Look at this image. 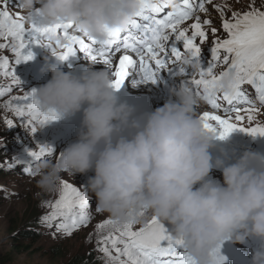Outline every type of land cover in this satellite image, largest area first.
I'll return each instance as SVG.
<instances>
[{
	"label": "clouds",
	"instance_id": "clouds-1",
	"mask_svg": "<svg viewBox=\"0 0 264 264\" xmlns=\"http://www.w3.org/2000/svg\"><path fill=\"white\" fill-rule=\"evenodd\" d=\"M19 5L26 22L33 17L42 25L70 22L77 34L97 40L107 29L125 30L140 8L139 0H19ZM61 62H46L42 70L50 79L35 88V100L60 118L80 113V126L54 159L35 162L38 188L55 191L62 174L91 170L84 189L117 225L155 216L184 241L196 264H209L210 250L224 240L243 244L255 238L260 246L250 264H264V155L246 150L232 163L213 161L209 149L216 137L203 129L198 107L215 90L198 93L179 82L169 86L170 99L162 106L137 112L118 101L110 69L87 67L74 75ZM182 63L199 71L187 57ZM230 83L226 74L218 87L228 91ZM214 168L222 183L208 179Z\"/></svg>",
	"mask_w": 264,
	"mask_h": 264
},
{
	"label": "snow or ice",
	"instance_id": "snow-or-ice-1",
	"mask_svg": "<svg viewBox=\"0 0 264 264\" xmlns=\"http://www.w3.org/2000/svg\"><path fill=\"white\" fill-rule=\"evenodd\" d=\"M206 2L211 3V0H139L140 8L125 30L107 29L105 38L97 40L82 38L70 22L42 25L36 17L26 22L24 15L10 13L8 0H5V5L0 7V50H10L14 61L0 56V74L10 81L8 86H0V97L6 94L10 97L4 101V110L11 111L22 126L30 127L31 133L36 132L38 126L60 119L55 111L40 108L35 100V89L11 96L14 86L21 87L15 65L33 58L31 45H43L59 61L82 52L92 62L102 63L111 69L113 90L120 89L131 66H135L140 83L155 84L162 70L170 71L173 76L181 77L180 83L195 86L198 93L215 90L206 100L210 110L199 115L205 131L218 139L237 130L252 137H264V124L257 122L253 126L264 108V11L250 5V10L234 11L230 18H225L226 5H214L220 13L226 36H216L217 29L211 28L216 38L209 48L210 59L205 60L202 45L207 40L205 26H209L211 20L201 21L197 13L207 11ZM15 7H20L19 2ZM188 20L194 21L190 29L181 27ZM117 54L118 61H114ZM186 57L199 64L198 72L182 63ZM202 62L207 66L202 67ZM218 63L226 67L216 75L214 69ZM226 74L231 76L228 91L218 87ZM245 85L254 89L255 100L247 94ZM5 123L9 128L15 127L11 119L6 118ZM38 146V151L29 153L32 159L23 169L26 174L36 175L31 165L52 155L50 148ZM13 162L18 163L15 158ZM47 206L50 211L40 218L41 221L46 224L64 221L57 225V231L64 235L86 226L90 218L87 193L63 180L58 198ZM136 215H143V211ZM138 223L129 219L117 225L106 219L96 225L97 230L111 228L104 235H99L98 231L97 247L107 258V264H196L187 254L184 241L158 218L152 216L142 226L134 227ZM224 261L220 244H217L209 252V264H224Z\"/></svg>",
	"mask_w": 264,
	"mask_h": 264
},
{
	"label": "rangeland",
	"instance_id": "rangeland-1",
	"mask_svg": "<svg viewBox=\"0 0 264 264\" xmlns=\"http://www.w3.org/2000/svg\"><path fill=\"white\" fill-rule=\"evenodd\" d=\"M250 5L264 11V0H232L228 3L229 14L232 15L234 11H248ZM3 6L0 3V7ZM10 13L13 15L11 11ZM218 22L216 19V23L220 25ZM12 55L8 49L0 50V56L9 59ZM9 83L10 81L0 74V86ZM25 90L30 89L26 86L20 90L14 89L11 96L22 95ZM9 98V95L0 98V264H65L71 258H84L89 253L95 255L100 264H107V258L98 250L97 240L98 231L99 235H104L111 231V228L97 230L96 225L110 217L105 212L96 211L94 195L87 193V212H92V221L82 229L73 231L71 235L57 231V225L64 222L62 220L49 221L47 224L41 221L40 218L50 211L47 205L58 198L61 186L55 191H43L37 186L38 177L35 175L29 179L22 175L21 169L31 161L29 153L39 150L38 144L52 148L65 132L58 125L49 122L38 126V130L31 133L30 127L22 126L21 121L11 111L4 110V101ZM6 118L13 120L15 127L9 128L5 123ZM70 142L73 141L64 143L56 154ZM13 158L18 163L13 162ZM49 159H54V156ZM62 175L63 181L73 184L81 192H86L84 188L87 186V179L94 173L90 170L74 176L67 173ZM208 178L212 180L213 175L210 173ZM148 219L150 216L134 227L142 226ZM27 231L31 234L29 238H16ZM52 249L56 251L55 254H52Z\"/></svg>",
	"mask_w": 264,
	"mask_h": 264
},
{
	"label": "trees",
	"instance_id": "trees-1",
	"mask_svg": "<svg viewBox=\"0 0 264 264\" xmlns=\"http://www.w3.org/2000/svg\"><path fill=\"white\" fill-rule=\"evenodd\" d=\"M31 236V234L27 231L26 233L21 234V237H16V238H29ZM52 254H55L56 251H54V249L51 250ZM65 264H100L99 261L97 260V258L95 257V255H93L92 253L88 254L86 257H80V258H71L67 263Z\"/></svg>",
	"mask_w": 264,
	"mask_h": 264
},
{
	"label": "water",
	"instance_id": "water-1",
	"mask_svg": "<svg viewBox=\"0 0 264 264\" xmlns=\"http://www.w3.org/2000/svg\"><path fill=\"white\" fill-rule=\"evenodd\" d=\"M169 230H171V226L168 225L167 223H163Z\"/></svg>",
	"mask_w": 264,
	"mask_h": 264
}]
</instances>
